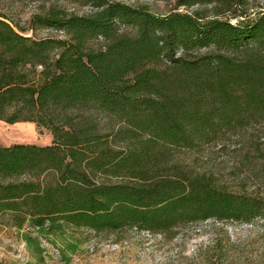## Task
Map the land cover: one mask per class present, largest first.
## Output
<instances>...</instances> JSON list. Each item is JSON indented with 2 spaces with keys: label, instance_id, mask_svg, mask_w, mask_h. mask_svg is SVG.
Instances as JSON below:
<instances>
[{
  "label": "trees",
  "instance_id": "trees-1",
  "mask_svg": "<svg viewBox=\"0 0 264 264\" xmlns=\"http://www.w3.org/2000/svg\"><path fill=\"white\" fill-rule=\"evenodd\" d=\"M64 1L91 11L51 5L28 30L66 39L27 36L0 13V120L53 135L47 146L0 141V216L41 235H171L198 221L264 218V191L230 190L180 157L264 126V12L251 17L250 0H165L175 2L166 15ZM25 241L40 250L38 238Z\"/></svg>",
  "mask_w": 264,
  "mask_h": 264
},
{
  "label": "rangeland",
  "instance_id": "rangeland-1",
  "mask_svg": "<svg viewBox=\"0 0 264 264\" xmlns=\"http://www.w3.org/2000/svg\"><path fill=\"white\" fill-rule=\"evenodd\" d=\"M132 6L147 5L152 12L166 15L174 1L115 0ZM51 5L65 7L79 15L91 11L64 0H0V13L12 17L27 36L37 39L63 38L64 32L38 28L29 31L33 14ZM195 8H180L192 13ZM251 17L264 12V0H250ZM234 21V20H232ZM3 146L15 144L51 145L53 135L34 123L7 124L0 120ZM185 167L214 174L219 183L237 192H263L264 126L245 134L230 135L197 152L180 154ZM41 235L25 225L16 228L8 216H0V264H264V218L250 223L209 219L186 224L171 235L151 233L133 227L118 232L98 233L87 228H66L65 234ZM38 238L40 250L25 237ZM73 245L75 248H72Z\"/></svg>",
  "mask_w": 264,
  "mask_h": 264
}]
</instances>
